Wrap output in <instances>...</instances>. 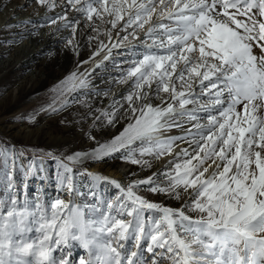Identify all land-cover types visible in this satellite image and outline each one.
Listing matches in <instances>:
<instances>
[{"label":"snow or ice","instance_id":"obj_1","mask_svg":"<svg viewBox=\"0 0 264 264\" xmlns=\"http://www.w3.org/2000/svg\"><path fill=\"white\" fill-rule=\"evenodd\" d=\"M83 2L77 11L85 13L89 21L95 15L113 28L124 21V30L139 28L152 39L149 47L154 45L164 54H144L133 61L134 66L120 81L131 80L132 91L125 97L131 118L118 136L89 153L77 152L64 160L48 154L62 169L57 173L59 187L70 196L79 194L69 162L101 161L120 153L132 164L150 166L135 153L139 151L141 157L170 154L174 140L184 137L161 139V130L182 127L176 117L197 121V132H189L196 149L194 154L187 148L176 154L183 159L164 173L166 186L152 177L125 186L85 170L80 175L93 182L91 195H96L94 189L102 182L119 192L96 204L80 205L57 197L49 211L39 197L23 202L15 194L0 198V264H71L67 258L53 255L62 245L70 246V241L88 250L89 259H81L79 264H146L144 241L147 253L153 254L151 264L164 260L168 264H264V0ZM38 3L55 7L54 0ZM68 3L76 7L82 0ZM60 19L66 21V17ZM165 19L174 26L164 24ZM72 31L75 33V26ZM106 34L111 35L110 31ZM161 36L166 40H160ZM254 47L260 49V55L254 53ZM64 84L71 85L64 91H71L77 85L86 86V81L73 73ZM152 92L157 96L167 93L171 102L153 106ZM203 96L208 97L206 103L200 102ZM198 112L207 113L206 123L198 122ZM104 115L109 124L114 122L115 113ZM137 142L139 149L134 147ZM10 167H15L14 153L0 148V182L7 188L13 187ZM35 173L33 162L24 176ZM142 185H148L151 193L176 199H180V189H190L194 199L173 209L138 194ZM33 231L34 237L29 235ZM129 241L131 245L126 247Z\"/></svg>","mask_w":264,"mask_h":264},{"label":"rangeland","instance_id":"obj_2","mask_svg":"<svg viewBox=\"0 0 264 264\" xmlns=\"http://www.w3.org/2000/svg\"><path fill=\"white\" fill-rule=\"evenodd\" d=\"M54 3L55 7L48 10V5H42L38 3V0H0V148H6L15 156V167L9 168L13 187L7 188L6 184L0 182V198L8 199L10 194H15V197L23 202L25 198L35 201L39 197L40 201L48 206L49 211L50 204L57 197L65 201L72 198L69 199L66 192L59 187L57 173L62 169L48 154L52 153V156L64 160L67 156L77 152L89 153L100 144L110 142L124 130L131 118L129 103L125 97L132 91V81L128 80L124 83L120 81L126 76L127 69L134 66L133 61L142 59L144 55V52H141V55L139 52H134L135 46H132L136 42H141L139 28L131 26L124 30V21H120L114 29L111 26L103 28L101 21L95 15L92 21H89L83 12L76 16L72 7L67 6L68 0H54ZM83 6V0L81 4L76 5L77 9ZM61 9L68 17L66 21L60 19L63 16L61 13L51 16L52 18L43 17V14L48 13L49 15L54 10ZM8 12H11L12 18L16 17V22H11V20L1 22L3 14L7 15ZM23 14L29 16L24 17L23 20L21 18ZM30 16L33 17L28 19ZM52 20H56V23H52ZM25 21L36 26H52L59 32L72 30L73 26L76 28L79 25L80 42L72 41L70 44V40H65L52 50L43 52L40 49L37 53L35 51L30 55L27 51L25 52L24 46L29 38L36 36V29L34 32L29 30L26 26L30 23L27 24ZM66 22L69 25L67 27L64 26ZM42 28L41 26L38 30ZM109 31L110 36L106 34ZM34 43L41 46L40 40ZM100 43L113 45L117 49H110V56L107 60L102 56V60L96 61V67L90 70V75L85 80L86 86L77 85L71 91H64L66 87H71L70 84H64L66 78L75 73L77 67L91 61V50ZM103 53L104 51L100 52L99 56ZM93 56L95 57L94 54ZM113 70L121 72L112 74ZM124 85L125 87L129 85L131 88L123 92L124 95L120 100L110 97L114 90L123 88ZM65 100L67 103L61 107V103ZM162 100L168 102L167 93L161 92L159 96L151 93L150 102L153 106H157ZM133 103L139 106L141 102L134 100ZM50 106H54L57 110L52 111ZM104 113H115L114 122L109 124V117ZM176 119L178 121L180 117ZM203 122L206 123V121ZM172 128L162 129L161 139L177 137L176 130ZM143 146L148 147V145ZM134 147L139 149L141 145L137 142ZM168 155L170 154L156 157L146 154L141 157L137 151L136 158L147 160L150 166L132 164L122 159L120 153L101 161L86 159L77 164L69 162V166L73 168L71 175L74 177V184L79 190V194L75 195L72 201L80 205H92L96 204L99 199L108 200L119 195L118 190L106 182L100 183L94 189L95 196L91 195L93 182L88 176L80 175L85 170L113 178L107 174L109 170L127 166L126 180H123L125 186L135 180H145L149 177L161 186H166L167 177L164 173L171 171L175 162L162 166L160 160ZM40 160H45L46 164H42ZM33 162L36 166V173L25 178L24 173ZM95 166H98L96 171L93 170ZM47 175L54 184V189L57 190L49 188L39 179H44ZM148 187V185L140 186L137 190L138 194L151 202L173 209H179L186 202L191 203L194 199V197L190 198L189 191L184 192L183 189H180V199H176L174 196L162 193H151L147 191ZM188 214L197 215L194 212H188ZM29 235L34 237L36 233L33 231ZM142 244L146 264H151L153 254L146 251L147 241ZM130 245L131 241L126 244V247ZM70 254H75L77 259L75 260ZM53 255L67 258L71 264H79L81 259H89L88 250L80 247L77 241H70V246L62 245L53 252ZM161 264H168V262L164 260Z\"/></svg>","mask_w":264,"mask_h":264},{"label":"bare ground","instance_id":"obj_3","mask_svg":"<svg viewBox=\"0 0 264 264\" xmlns=\"http://www.w3.org/2000/svg\"><path fill=\"white\" fill-rule=\"evenodd\" d=\"M65 5V4H64ZM67 6H70V8L72 7V10H73V13L78 16L79 14H81L80 11H77V7H73L72 5H70L69 3L67 4ZM48 7V6H47ZM79 8V7H78ZM48 10L50 9L49 7L47 8ZM63 9V8H62ZM54 10L52 12V14H43V17L44 16H48V17H51V16H54V15H58L59 13H61L63 16L62 17H66L68 18L65 13H64V10ZM46 11V10H45ZM255 11V10H254ZM10 13L11 12H8L7 15L3 14V16L1 17V22L2 21H5V20H11V22H16V17H11L10 16ZM29 16L28 14H23V17H21L22 19L24 17H27ZM33 16H30L28 19L32 18ZM40 18L41 15H40ZM52 18V17H51ZM25 19V18H24ZM23 19V20H24ZM43 19V18H42ZM105 19H111L110 17H105ZM81 20V19H80ZM20 21V20H19ZM153 22H155V17L153 18ZM164 24H167V25H170V26H174V22L173 21H169L167 19L163 20L162 21ZM30 22H27V24H29ZM39 23V22H38ZM37 23V24H38ZM102 25V27H107V26H111L112 25L110 23H100ZM43 27L42 29H39V27ZM29 30H31L32 32H34L35 30V33H36V36L33 38H29V41L28 43L24 46L25 47V52L27 51L28 53H37V50L39 51L40 49L44 52V51H47L49 49H53L54 47L56 46H59V43L65 41V40H70V41H76L77 43L80 42V38H79V25H77L76 27V31L75 33H73L72 30L70 29H67V30H64L62 32H59L56 28H52V26H45V25H38L36 26L35 24H29L26 26ZM114 29V28H113ZM23 32V31H22ZM26 32V31H25ZM31 32V33H32ZM16 33V32H15ZM140 34H141V42H136L134 43V45L132 46H135L133 49H134V52L136 53H140L141 55V52L144 54L145 53H151V52H155L156 54H164V51L157 48L156 46H152V47H149L150 45H152V39H150L149 37H147L144 32L142 30H140ZM20 36V35H19ZM163 37V38H161ZM159 37L160 40H166V37L164 36H161ZM37 40H40L41 41V46H37L34 42H36ZM111 44V43H110ZM62 46V45H61ZM112 48H116L117 47H114L113 45H109L107 43H100L98 44L96 47H94L92 50H91V61H89V63H83L81 65V67H77L76 69V74H77V77L78 78H83L85 80H87V78L89 77L90 75V70L94 69L96 67V61L98 60H102V56H103V59L106 55L110 56L109 55V49H112ZM104 51V53L102 55L99 56V53ZM133 51V50H132ZM254 53L256 55H260V49L259 48H255L253 49ZM98 53V54H97ZM93 54H95V57L93 56ZM135 54V53H134ZM37 56V55H36ZM31 57V56H30ZM124 71V70H123ZM121 71H117V70H113L112 71V74H116V73H119ZM106 76V75H105ZM108 77V75H107ZM110 78H114L113 76H110ZM107 79V78H106ZM114 83V82H113ZM179 83V82H178ZM207 83V82H205ZM61 85V84H60ZM195 86V85H194ZM80 87V86H79ZM120 87V86H119ZM155 87V84H153V88ZM196 87V90L197 91H200L199 87L198 86H195ZM131 86L127 85L125 87L122 88H119V89H116L113 91V96L111 95L110 97L111 98H115L114 100L118 99L120 100L122 97H123V92L126 91L127 89H130ZM155 93V92H152V94ZM61 94V93H59ZM202 98L204 100H202ZM208 101V97L207 96H203L200 98V102L201 103H206ZM168 102H171L169 101V98H168ZM166 103L167 102H164L163 104L162 103H159L157 106H161V107H164L166 106ZM174 103V102H173ZM186 107L188 108H192L193 105H187ZM196 115H198L200 117L199 120H203V121H206L207 122V113H204V112H198V113H195ZM213 114H216L215 112ZM201 122V124H204L205 122ZM178 122H182V127H173L172 129L176 130L175 133L177 134V137H184V139H176L174 140L173 142V145H174V150L172 151V153H170V155L166 156L165 158H162L160 160V163L163 165H170L172 163H176V162H180L183 158H178L176 156L177 153L181 152L182 149H185L187 148L189 153L190 154H194V149H196V145L195 144H192L190 143V141L193 139V135H189V132L195 134L197 132V129L194 128V125L197 123V121H187L186 117L183 118V120L180 118L178 120ZM207 134V131L205 130V135ZM195 139H199V136H195ZM42 164H46L45 163V160H40ZM159 163V164H160ZM98 166H95V168H93L94 171H96V168ZM127 172H128V167L127 166H122L120 169H116V170H109L107 172V174L113 176L114 179L118 180L122 185H124L123 183V180H126V175H127ZM39 179H42V178H39ZM41 181V180H40ZM47 184V186L51 189H54V184L51 183L48 175L46 178H44L43 180V184ZM40 184V183H39ZM48 190V188H47ZM54 190H57V189H54ZM66 192V191H65ZM189 192H191V190H189ZM59 194V193H58ZM67 196L69 197V199H75L74 196H70L68 192H66ZM63 193V195H66ZM66 196V199L68 198ZM71 199V200H72Z\"/></svg>","mask_w":264,"mask_h":264}]
</instances>
